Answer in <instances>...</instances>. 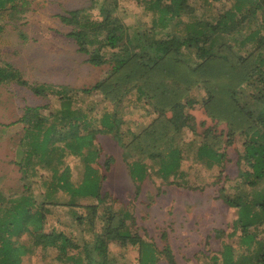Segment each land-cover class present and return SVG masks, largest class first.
Returning a JSON list of instances; mask_svg holds the SVG:
<instances>
[{
    "label": "trees",
    "instance_id": "16d2710c",
    "mask_svg": "<svg viewBox=\"0 0 264 264\" xmlns=\"http://www.w3.org/2000/svg\"><path fill=\"white\" fill-rule=\"evenodd\" d=\"M134 1L142 21L139 32L120 18L118 0H103L96 15L92 13L96 1L91 0L89 7L58 16L72 27L66 37L87 56L86 62L93 67L110 64V70L90 88L57 86L48 115L40 113L46 106L24 110L18 166L24 179L34 180L37 195L9 198L7 208L0 207V264H24L22 258L32 255L41 241L70 264H109L111 242L137 246V264H158L161 259L177 264L167 243L159 249L152 239L141 237L130 210L114 207L116 200L101 194L103 176L94 168L98 135L114 141L122 151L137 191L140 183L154 176L166 185L190 189L181 168L184 159L209 170L219 167V196L237 210L238 218L231 233L216 230L214 234L219 240L224 236L239 240L236 247L221 243L211 263L205 264H264V237L256 231L264 226V0H199L201 12L188 0ZM213 2L224 10L212 12ZM26 5V0H0V15L8 12L13 17ZM20 75L6 64L0 68V84L10 80L29 88ZM199 84L205 91L204 113L216 121L200 133L190 113L197 103L192 91ZM57 87L37 85L30 90L47 97L46 91ZM91 93H100L103 100L89 110L90 116L80 105ZM128 95L135 102H127ZM157 98L167 104L158 105ZM125 101L126 106H141L155 114L137 134L122 131L117 120V109ZM97 113L100 116L95 118ZM218 123L226 124V133L216 131ZM183 130L197 139L179 143ZM236 138L242 151L237 154V175L231 179L223 164L225 150ZM68 157L82 166L79 181L72 179ZM112 163L107 158L104 172ZM59 196L68 199L62 202ZM56 207H67L73 215L84 208L85 216L77 217L74 224L85 235L81 246L54 227L50 234L44 233L47 216ZM251 228L254 231L249 232ZM21 237L31 243L20 242ZM160 238L166 241V233Z\"/></svg>",
    "mask_w": 264,
    "mask_h": 264
},
{
    "label": "rangeland",
    "instance_id": "374dc122",
    "mask_svg": "<svg viewBox=\"0 0 264 264\" xmlns=\"http://www.w3.org/2000/svg\"><path fill=\"white\" fill-rule=\"evenodd\" d=\"M27 5L22 12L10 17L8 12L0 15V68L9 64L20 72L21 79L26 81L28 87L19 86L15 81L0 84V207L2 211L7 208L9 198L19 195L35 194L36 185L31 177L23 178L19 171L18 161L21 156L20 139L24 134V123L20 119L26 108H42V115H48L54 104V93L60 86H67L76 90L90 88L104 80L110 70L109 65L93 67L86 62L87 56L78 51L77 45L66 34L72 30L71 26L64 25L58 18L66 11L89 7L91 0H26ZM94 10L103 4V0H94ZM21 3V2H20ZM192 6H200L199 0H188ZM203 7V6H202ZM202 7L198 10L201 12ZM118 14L124 23L133 28L135 32L142 29L140 9L134 0H118ZM224 10L220 3L213 2L211 11L215 14ZM218 14V13H217ZM138 16V17H137ZM134 32V33H135ZM189 59V58H188ZM190 60V59H189ZM191 61V60H190ZM192 63V61H191ZM37 85L57 87L46 91L47 97L37 96L30 89ZM197 103L193 106L191 114L194 116L196 130L202 132L203 128L215 125L205 113L201 100L205 98V91L200 84L193 89ZM127 102L135 98L126 96ZM103 100L100 93H91L81 99V107L89 114V110ZM124 106L117 109V120L124 132L137 134L152 122L155 114L148 112L141 106ZM158 105L167 104L166 100L157 98ZM146 106V104H145ZM223 110V108H219ZM150 111V110H149ZM91 116V115H90ZM89 116V117H90ZM100 113L96 114L98 118ZM204 126H200V124ZM99 128V126L94 125ZM226 133L225 123H218L216 131ZM126 140L128 139L125 134ZM197 139L191 131L183 130L179 143H186ZM98 161L94 168L98 170L103 179L101 194L107 193L116 200L114 207H125L135 218V229L141 237L152 239L161 249L167 243L170 246L177 264H205L211 263L210 258L221 248V243H229L236 247L239 239L215 237L216 230H223L229 234L232 223L238 218L237 210L228 207L220 198L219 185L216 177L219 167L207 169L202 164L193 163L184 159L181 168L186 173L190 189L166 185L155 176L152 180L145 179L138 186L129 178L126 165L123 161L122 151L117 144L105 136H97ZM241 140L225 150L227 161L223 164L224 174L233 179L237 175V154L241 153ZM222 149V148H221ZM113 163L108 172H104V163L107 158ZM72 167V179L79 181L83 172L78 160L67 158ZM25 187L30 188L26 192ZM60 195V194H59ZM60 197V196H59ZM67 197H60L65 202ZM80 204L86 202L80 201ZM0 209V210H1ZM52 213L47 216L45 234L54 229L62 230L68 237L81 246L84 234L74 228L76 218L85 216L84 208L75 210L73 215L67 207L51 208ZM254 231L251 228L249 232ZM258 237H264V226L256 229ZM166 233V241L161 240V234ZM20 242L30 244L29 238L21 237ZM45 248V249H43ZM74 253V251H73ZM76 253V252H75ZM138 247L134 245H121L118 242L109 244V264H137ZM24 264H70L57 257L55 249L41 241L33 248V254L22 258ZM158 264H166L164 260Z\"/></svg>",
    "mask_w": 264,
    "mask_h": 264
}]
</instances>
